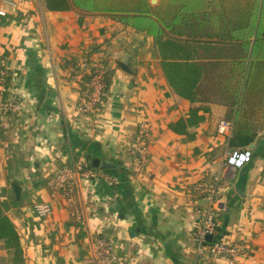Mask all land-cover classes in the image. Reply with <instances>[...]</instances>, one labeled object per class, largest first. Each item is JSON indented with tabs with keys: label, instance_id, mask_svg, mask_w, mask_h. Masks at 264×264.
<instances>
[{
	"label": "crops",
	"instance_id": "0c3cea01",
	"mask_svg": "<svg viewBox=\"0 0 264 264\" xmlns=\"http://www.w3.org/2000/svg\"><path fill=\"white\" fill-rule=\"evenodd\" d=\"M12 1L0 0L7 12L0 15V70L11 76L22 110L0 129V203L19 232L24 264H94L97 236L112 240L120 264H229L194 240L206 201L192 188L207 176L219 177L217 240L247 247L235 264H264V119L248 147L251 161L225 167L231 131L219 134L217 126L231 122L229 89L214 85L211 69L189 75L199 77L191 103L167 82L151 36L70 0L53 7ZM171 35L212 41L198 63L230 56L226 36L208 26L179 24ZM81 58L88 60L83 70ZM99 65L110 83L85 116L76 109L87 93L82 76ZM192 107L200 108V123L172 131L169 124L190 117ZM141 127L147 155L136 164L129 147ZM91 154L115 165L113 180L76 177L71 202L51 190L61 167ZM35 204L51 212L38 216Z\"/></svg>",
	"mask_w": 264,
	"mask_h": 264
},
{
	"label": "trees",
	"instance_id": "16d2710c",
	"mask_svg": "<svg viewBox=\"0 0 264 264\" xmlns=\"http://www.w3.org/2000/svg\"><path fill=\"white\" fill-rule=\"evenodd\" d=\"M67 0H47L51 7ZM71 4L87 13L106 14L125 26L143 32L155 41L160 63L169 85L176 93L195 101L189 93L196 87L198 75L204 71L214 72V85L229 89V112L231 120V149L249 147L256 139L261 121L264 119V0H70ZM208 26L215 33L225 35L230 56L218 62L201 64L199 58L205 42L195 36L176 37L171 35L175 25ZM221 43V40H213ZM81 58L83 62L88 60ZM79 60V61H81ZM95 67L89 74L82 76L81 89L88 91V83ZM102 80L107 91L111 73L102 69ZM6 91L10 90L11 76L6 74L0 79ZM199 107H192V115L169 124L176 133L186 132L188 127L200 123L203 116ZM17 114H11L14 116ZM88 158L90 167L107 175L113 168H95ZM100 179V178H99ZM102 179V178H101ZM219 229V230H218ZM217 231L220 228L217 227ZM217 240V236H213ZM0 264H24V252L19 232L5 213L0 203Z\"/></svg>",
	"mask_w": 264,
	"mask_h": 264
},
{
	"label": "built area",
	"instance_id": "2783aa9c",
	"mask_svg": "<svg viewBox=\"0 0 264 264\" xmlns=\"http://www.w3.org/2000/svg\"><path fill=\"white\" fill-rule=\"evenodd\" d=\"M3 4L15 6L12 0H2ZM6 9L0 7V15H5ZM86 67L85 62H80L79 68L83 70ZM95 70L92 73L90 82L88 83V91L81 100L77 103V111L85 116H91L97 106H99L105 96L102 80V67L94 66ZM6 75L4 70H0V79ZM6 88L0 83V129L5 130L11 125V114H19L22 110L21 101L13 96H5ZM231 131V122L220 121L217 126L219 134L227 135ZM148 138V132L141 127L137 130L133 137L129 153L131 154L136 164H142L147 155V147L145 144ZM252 151L250 148H235L229 150L224 159L223 165L231 168H241L251 161ZM78 176L86 178H102L106 180L112 179L104 172H97L90 167L89 160L84 157L80 159H73L69 164L64 165L59 171L49 180V186L54 193H61L67 198L69 202L73 198V181ZM113 180V179H112ZM219 177L207 176L193 185L192 192L195 196L206 201V205L199 210L200 218L195 226L194 240L197 247L201 249L206 246L209 253L213 257L223 258L229 264H235L237 256L244 253L247 247L236 241L233 243H226L220 240H214L213 236L216 234L217 215L219 208L217 206L219 199ZM34 212L38 216H46L51 212L49 204H35L33 206ZM211 235L212 239L207 240V236ZM95 253L93 256L94 264H120L115 253L114 244L111 239L104 237H94Z\"/></svg>",
	"mask_w": 264,
	"mask_h": 264
},
{
	"label": "water",
	"instance_id": "95a60500",
	"mask_svg": "<svg viewBox=\"0 0 264 264\" xmlns=\"http://www.w3.org/2000/svg\"><path fill=\"white\" fill-rule=\"evenodd\" d=\"M157 0H151V4H156ZM251 146V145H250ZM91 164L95 167V168H111L114 167L115 165L112 162H107L102 158L99 157H93L91 160ZM212 239L211 235L207 236V240L210 241Z\"/></svg>",
	"mask_w": 264,
	"mask_h": 264
}]
</instances>
